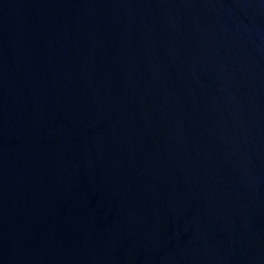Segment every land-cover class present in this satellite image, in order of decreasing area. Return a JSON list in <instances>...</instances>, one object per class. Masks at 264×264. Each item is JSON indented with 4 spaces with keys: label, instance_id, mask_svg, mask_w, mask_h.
Returning <instances> with one entry per match:
<instances>
[{
    "label": "water",
    "instance_id": "obj_1",
    "mask_svg": "<svg viewBox=\"0 0 264 264\" xmlns=\"http://www.w3.org/2000/svg\"><path fill=\"white\" fill-rule=\"evenodd\" d=\"M0 264H264V0H0Z\"/></svg>",
    "mask_w": 264,
    "mask_h": 264
}]
</instances>
